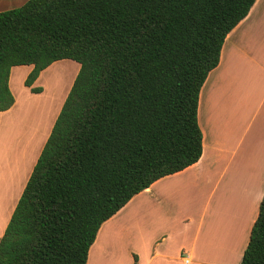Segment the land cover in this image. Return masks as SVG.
<instances>
[{
  "label": "trees",
  "instance_id": "16d2710c",
  "mask_svg": "<svg viewBox=\"0 0 264 264\" xmlns=\"http://www.w3.org/2000/svg\"><path fill=\"white\" fill-rule=\"evenodd\" d=\"M256 0H28L0 12V112L58 61L80 65L0 238V264H87L102 225L203 154L200 93ZM134 264L138 258L134 257ZM241 264H264V197Z\"/></svg>",
  "mask_w": 264,
  "mask_h": 264
},
{
  "label": "crops",
  "instance_id": "0c3cea01",
  "mask_svg": "<svg viewBox=\"0 0 264 264\" xmlns=\"http://www.w3.org/2000/svg\"><path fill=\"white\" fill-rule=\"evenodd\" d=\"M27 1L0 0V12ZM14 105L0 112V122ZM198 120L200 160L156 181L106 221L87 264L91 252L92 264H134L135 256L138 264H241L264 197V0L226 37L220 63L202 87ZM34 167L23 169L0 211L17 194L19 201Z\"/></svg>",
  "mask_w": 264,
  "mask_h": 264
},
{
  "label": "rangeland",
  "instance_id": "374dc122",
  "mask_svg": "<svg viewBox=\"0 0 264 264\" xmlns=\"http://www.w3.org/2000/svg\"><path fill=\"white\" fill-rule=\"evenodd\" d=\"M79 69L80 65L71 60L55 62L51 68L42 72L33 86V88H41V93H32L25 85L30 67H19L13 71L10 88L15 105L13 111L2 116L0 122V170L4 169V174L0 173L1 200H7L16 190L17 182L24 175L23 169L30 163L36 165L37 156L39 157L44 148H41L43 137L55 115H59ZM66 75L71 77L69 83L63 87L64 81L61 80ZM56 80H59L60 86L55 88ZM17 197L18 194L13 202L10 201L9 204L1 207L0 236L7 227L17 204ZM110 263L109 260L102 261V264ZM89 264H92V252Z\"/></svg>",
  "mask_w": 264,
  "mask_h": 264
},
{
  "label": "bare ground",
  "instance_id": "6f19581e",
  "mask_svg": "<svg viewBox=\"0 0 264 264\" xmlns=\"http://www.w3.org/2000/svg\"><path fill=\"white\" fill-rule=\"evenodd\" d=\"M57 77H58V76H57ZM69 77H71V76L66 75V77H65L64 79H62V80H61L60 77H58V78H60L59 80L64 81V82H63V87H65V86L69 83ZM59 80H56V81H55V85H54L55 88L60 86V84L58 83ZM70 80H71V79H70Z\"/></svg>",
  "mask_w": 264,
  "mask_h": 264
}]
</instances>
